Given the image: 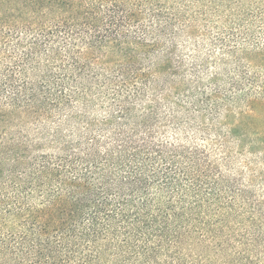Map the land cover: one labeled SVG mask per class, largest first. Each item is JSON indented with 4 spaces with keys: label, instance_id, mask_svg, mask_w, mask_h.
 <instances>
[{
    "label": "trees",
    "instance_id": "trees-1",
    "mask_svg": "<svg viewBox=\"0 0 264 264\" xmlns=\"http://www.w3.org/2000/svg\"><path fill=\"white\" fill-rule=\"evenodd\" d=\"M0 264H264V0H0Z\"/></svg>",
    "mask_w": 264,
    "mask_h": 264
}]
</instances>
